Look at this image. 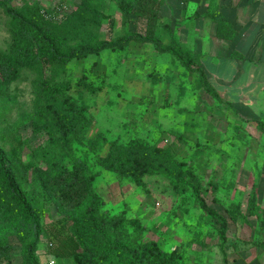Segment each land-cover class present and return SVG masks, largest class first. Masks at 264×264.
<instances>
[{
    "label": "trees",
    "instance_id": "trees-1",
    "mask_svg": "<svg viewBox=\"0 0 264 264\" xmlns=\"http://www.w3.org/2000/svg\"><path fill=\"white\" fill-rule=\"evenodd\" d=\"M103 1L78 0L58 21L53 18V10L37 3L17 6L11 0H0L10 35L6 50L0 52V104L9 102L8 86L22 70L36 73L30 109L18 112L16 119L4 127L0 124V264H39L37 248L44 233L53 246L50 254L57 258L76 257L86 264H186L181 251L165 250L156 240H144L145 225L127 217L125 210L110 213L103 209L104 201L94 188L103 171L128 179L142 189H146V178L161 176L174 192H190L200 210L215 222L223 262L227 264L228 221L248 222L252 217L259 231H264V208L258 203L256 184L248 193L245 211L239 203H230L225 216L207 204L203 194L207 187L169 147L132 138L126 142L111 140L106 152L100 153L102 139H87L84 135L88 117L66 93L70 85L44 76L46 64L64 67L74 59L105 49H124L130 42L150 43L195 73L199 85L223 101L197 53L173 35L169 44L156 35L159 0H113L122 22H129L132 16L145 20L142 33L126 30L114 41L100 40L98 34L100 23L107 18L102 11ZM205 15L215 23L218 38L235 37L236 31L217 6L209 7ZM76 84L90 92L97 90L85 75ZM5 108L0 105V114ZM25 121L35 132L46 135L44 144L32 153L39 157L38 162L22 158L25 139L17 131ZM255 126L264 132V120L257 119ZM207 185L217 189L211 181ZM52 210L58 219L45 225ZM201 237L197 232L192 240L198 242ZM258 245L264 252V240Z\"/></svg>",
    "mask_w": 264,
    "mask_h": 264
},
{
    "label": "rangeland",
    "instance_id": "rangeland-1",
    "mask_svg": "<svg viewBox=\"0 0 264 264\" xmlns=\"http://www.w3.org/2000/svg\"><path fill=\"white\" fill-rule=\"evenodd\" d=\"M159 1L156 35L160 40L169 44L173 35L191 51H201L199 45L195 46L192 32L196 17L192 14L194 9L206 8L209 0ZM11 2L17 6L28 2L50 8L53 18L59 21L78 0ZM102 11L107 18L98 29L100 40L114 41L126 30L144 31L143 18L132 16L129 22H122L113 0H104ZM9 41L7 18L0 8V52L6 50ZM35 75L33 70H22L8 86L10 100L0 104L6 107L0 114L2 127L14 121L18 112L32 106ZM83 75L97 87L96 91L90 92L76 84ZM44 76L52 82L70 85L66 93L88 117L84 135L87 139L97 136L102 139L100 153L106 152L111 140L126 142L132 138L169 147L177 159L194 169L207 187L203 192L207 204L221 214L227 216L230 203H239L245 211L253 183L258 203L264 208V132L255 126L257 117L236 109L232 103L226 105L225 97L219 101L208 94L199 85L195 73L169 53L157 51L150 43L130 42L124 49H105L99 54L74 59L64 67L46 64ZM254 114L260 113L254 111ZM17 135L25 139L23 160H39L32 153L39 144H44L46 135L35 132L29 121L20 126ZM209 181L217 186L216 190L207 185ZM94 188L104 201L103 209L110 213L125 210L127 217L145 225L144 240H156L165 250L181 251L186 264H224L215 222L200 210L190 192H174L168 180L161 176L146 178V189H142L105 171L97 178ZM182 198L186 203H182ZM53 219H58L54 210L44 224ZM197 232L202 235L198 242L192 240ZM260 240H264V232L259 231L254 218L249 217L248 222L228 221L227 264H262L264 252L258 245ZM49 241L45 233L41 235L37 248L39 264H86L76 257L53 256ZM17 252L15 247L14 254Z\"/></svg>",
    "mask_w": 264,
    "mask_h": 264
},
{
    "label": "crops",
    "instance_id": "crops-1",
    "mask_svg": "<svg viewBox=\"0 0 264 264\" xmlns=\"http://www.w3.org/2000/svg\"><path fill=\"white\" fill-rule=\"evenodd\" d=\"M214 1L193 10L192 33L195 46L201 49L195 52L223 100L225 97L236 109L264 120V0ZM213 6L233 26V39L216 36L215 23L205 15Z\"/></svg>",
    "mask_w": 264,
    "mask_h": 264
},
{
    "label": "built area",
    "instance_id": "built-area-1",
    "mask_svg": "<svg viewBox=\"0 0 264 264\" xmlns=\"http://www.w3.org/2000/svg\"><path fill=\"white\" fill-rule=\"evenodd\" d=\"M51 262H54V261H51Z\"/></svg>",
    "mask_w": 264,
    "mask_h": 264
}]
</instances>
